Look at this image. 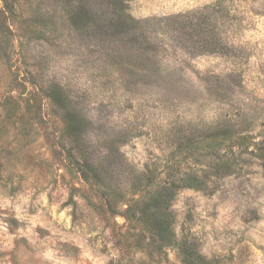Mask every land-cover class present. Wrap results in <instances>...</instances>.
Wrapping results in <instances>:
<instances>
[{"label":"rangeland","instance_id":"374dc122","mask_svg":"<svg viewBox=\"0 0 264 264\" xmlns=\"http://www.w3.org/2000/svg\"><path fill=\"white\" fill-rule=\"evenodd\" d=\"M187 253L264 264V0H0V264Z\"/></svg>","mask_w":264,"mask_h":264},{"label":"trees","instance_id":"16d2710c","mask_svg":"<svg viewBox=\"0 0 264 264\" xmlns=\"http://www.w3.org/2000/svg\"><path fill=\"white\" fill-rule=\"evenodd\" d=\"M68 18L70 20V16ZM67 127H69L72 130L78 129L72 119H71V122L68 123ZM84 168H85L84 166H78V169H80L82 176L85 179H87L88 176L84 174ZM90 179H94V177ZM169 190L170 189H166V188L157 189L156 191H154L148 196L147 200L143 201L145 203L142 205L145 213L150 212V215L152 218V225L154 227L152 230H155L159 234L166 229L163 226L164 224L167 223V218L165 217V215L160 214V212L167 208V205L169 201L171 200V192H170L171 190L170 191ZM185 257H187V261H189L188 264H198L199 263V260H197L199 259V255L195 253L194 254L187 253L185 254ZM192 257H196V258L192 259Z\"/></svg>","mask_w":264,"mask_h":264}]
</instances>
